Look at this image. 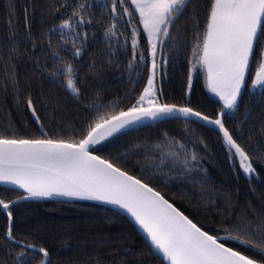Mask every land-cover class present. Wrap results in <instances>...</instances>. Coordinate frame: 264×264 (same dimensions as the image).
<instances>
[{"label": "snow or ice", "instance_id": "6c2138e0", "mask_svg": "<svg viewBox=\"0 0 264 264\" xmlns=\"http://www.w3.org/2000/svg\"><path fill=\"white\" fill-rule=\"evenodd\" d=\"M0 2V96L10 95L34 125L25 134L12 119H0V264H145L146 255L151 264H264V151L250 150L256 129L248 127L255 107L264 112V0H40L38 33L37 0H25L22 15L15 0ZM97 31L106 59L85 65ZM189 47L177 98L162 82ZM125 60L132 87L107 100L105 70H120ZM198 70L216 97L210 111L193 100ZM33 78L62 89L63 97L51 98L50 107L48 97L34 93ZM173 122L179 136L160 127ZM205 127L216 133L234 179L249 185L246 193L237 187L235 198L231 189L218 194L204 163L211 160L199 131ZM144 129L153 131L122 151L111 149ZM259 132L264 140V119ZM49 199L110 205L106 211L129 220L147 253L116 248L120 238L100 235L82 257L54 262L39 227L15 212L24 202ZM178 200L211 219L203 222Z\"/></svg>", "mask_w": 264, "mask_h": 264}, {"label": "trees", "instance_id": "16d2710c", "mask_svg": "<svg viewBox=\"0 0 264 264\" xmlns=\"http://www.w3.org/2000/svg\"><path fill=\"white\" fill-rule=\"evenodd\" d=\"M17 8L21 10L25 4V0H15ZM5 8L3 3L0 2V32L6 31L4 26ZM34 30L38 33L40 31L42 17L40 12V0H37L36 11L33 14ZM44 19H47L44 17ZM20 31L23 32L24 25L22 19L19 24ZM102 33L97 31L96 37L90 41L88 53L84 56V64L87 65L93 59L99 65L106 58L103 56L104 44L101 43ZM190 47L186 52L180 54V58L168 68V76L162 82V86L166 93L174 94L177 98L180 95V89L186 85L187 76V58L190 56ZM2 67V65H0ZM127 61H124V67L120 70L112 68L105 70L104 79L101 87L104 90L105 99L111 100L117 97H124L128 90L132 87V82L128 79L126 71ZM21 80L23 82L24 71L21 66L20 69ZM133 80L136 79V74L133 73ZM146 79V73H145ZM34 93L37 97H48L45 103H48L51 107V98L63 97V90L54 86L51 83H41L36 79H31ZM144 83V79H141L136 84L137 90H139ZM161 83V82H160ZM246 97V96H245ZM193 100L203 101L205 107L210 111L216 107L215 99L210 95L207 89L204 87V77L202 73H199L194 78L193 84ZM65 101L61 99V103ZM40 100L37 101L39 107ZM241 116L243 113V106L241 104ZM9 113L11 115L9 116ZM44 115L43 111L41 112ZM0 119L7 120L12 119L16 122L22 133L30 134L34 129V125L28 120L27 114L18 112L16 106L12 101L11 96L5 100L0 96ZM261 119H264V112H261L260 107L254 108L252 116L249 117L248 127L255 126V134L249 143L250 150L254 147H258L260 151H264V140H261L259 132V125ZM25 121H28L26 124ZM232 122V120H230ZM47 123V121H46ZM233 126V125H229ZM162 128H167L171 135H180V125L178 122H173L167 125H161ZM153 130L144 129L140 133H133L130 136L123 137L119 141H116L111 149L123 150V145L131 139H135L137 136L144 137L147 133ZM203 132L208 139L209 143V155L211 160L205 158V165L208 167L210 174L216 181V188L218 194L222 195L223 191L231 189L235 198V190L239 187L241 194L248 191L249 185L245 183L242 178L239 182L234 179V174L230 172L227 163H225L224 151L221 148L220 141L217 139L215 132L210 128L205 127L199 130ZM247 132V129H245ZM199 146V145H198ZM191 147V145H190ZM108 150H105V154ZM203 155V153H201ZM255 155V153H253ZM2 188V186H0ZM198 191V189H197ZM6 195L15 198V193L8 192ZM243 198V195H242ZM182 206L186 207L188 211L197 215L198 219L205 223L211 219V216H206L203 208H196L189 206L187 201L178 200ZM109 207L96 203L84 202V201H71V202H59V201H42V202H24L15 209L17 218L24 219L29 226L39 227L40 234L44 237L45 242L50 249L55 253L52 257L53 261H68L70 259H77L83 256L85 245L89 249L95 247L91 242L100 235H110L112 237L120 238L116 248H132L137 251H144L147 253L148 249L144 245L142 238L137 234L132 224L123 215H113L112 212L106 211ZM5 226V218L0 214V230ZM101 254L111 258L116 256L117 253L109 252L105 249H101ZM129 258L132 256L129 254ZM151 257L145 256V264H151Z\"/></svg>", "mask_w": 264, "mask_h": 264}, {"label": "water", "instance_id": "95a60500", "mask_svg": "<svg viewBox=\"0 0 264 264\" xmlns=\"http://www.w3.org/2000/svg\"><path fill=\"white\" fill-rule=\"evenodd\" d=\"M209 93H210V92H209ZM210 95L216 100V97H214L212 93H210ZM208 128H210V127H208ZM61 199H62V198H61ZM44 201H57V200H55V199H49V200H44ZM73 201H84V202H91V203H96V204L103 205V204H101L100 202H97V201H88V200H73ZM103 206H107V207L111 208L110 205H103ZM127 220H128V219H127ZM128 221H129V220H128ZM139 236L141 237V235H139Z\"/></svg>", "mask_w": 264, "mask_h": 264}, {"label": "flooded vegetation", "instance_id": "af4514ba", "mask_svg": "<svg viewBox=\"0 0 264 264\" xmlns=\"http://www.w3.org/2000/svg\"><path fill=\"white\" fill-rule=\"evenodd\" d=\"M160 83V80H159V78H158V84ZM247 97H245V99H246ZM242 106H243V104H242ZM240 117H237V119H239ZM229 125H232V122H230V120H229Z\"/></svg>", "mask_w": 264, "mask_h": 264}]
</instances>
